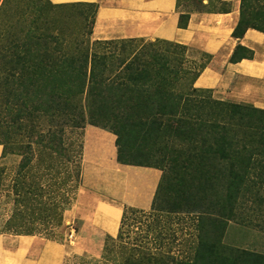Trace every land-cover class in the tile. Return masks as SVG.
I'll return each instance as SVG.
<instances>
[{
    "label": "trees",
    "instance_id": "1",
    "mask_svg": "<svg viewBox=\"0 0 264 264\" xmlns=\"http://www.w3.org/2000/svg\"><path fill=\"white\" fill-rule=\"evenodd\" d=\"M46 3L49 10L73 6L93 9L91 20L83 24L87 33L82 41L74 42L57 30V21H49L48 26L44 20L42 26L36 21L22 39L0 49L2 82L24 86L34 119H44L50 127L83 128L88 124L109 129L116 136L118 164L149 168L144 161L153 157L151 153L161 155L164 166L151 212L159 218L162 214L194 216V239L187 242L188 257L175 261L170 256L172 246L165 248V242L170 237L174 245L177 230H182L170 229L171 225H161L156 220L153 228L146 227L143 236L133 232V243L123 244L141 218L150 216L124 207L116 236L104 241L101 260L116 264H264V254L223 243L232 222L254 230L250 229L253 223L246 221L249 212L245 211L243 217L237 209L242 208L240 204L245 206L249 198L261 204L264 111L215 100L209 91L193 88L187 94L177 93L175 81L187 74L184 70L183 76L180 71L184 47L172 45L165 49L162 43L150 42L146 50L135 52L131 47L125 52V44L130 47L134 40L90 42L97 4ZM189 15L190 12L179 13L180 29L187 27ZM248 29L264 33V0H239V18L231 36L240 39ZM25 39L28 42L20 44ZM92 45L102 47L95 51ZM242 51L246 53L238 55ZM252 57V51L238 44L229 62ZM196 75L197 72L194 79ZM190 82H194L193 78ZM44 134L51 148H43L57 150L68 161V150L56 142V132L49 128ZM131 140L145 147L148 156L135 154L126 143ZM25 167L22 161L16 170L12 208L7 210L2 228L15 235L41 231L49 234L61 226L63 212L81 185L80 168H74L72 188L61 193L51 191L55 196L44 206V192L38 182L33 186L24 180ZM166 182L172 188L171 194L161 200L160 188ZM259 203L256 208L260 212ZM162 228L170 231L169 237L162 234L166 231ZM150 241L153 248L149 247Z\"/></svg>",
    "mask_w": 264,
    "mask_h": 264
},
{
    "label": "rangeland",
    "instance_id": "2",
    "mask_svg": "<svg viewBox=\"0 0 264 264\" xmlns=\"http://www.w3.org/2000/svg\"><path fill=\"white\" fill-rule=\"evenodd\" d=\"M46 1L0 0V49L8 47L19 39H22L28 30L31 31V27L37 23L36 21L42 26L41 23L43 20L47 26L49 21H57L54 25L57 30L64 32V36L68 40L74 42L76 40L78 42L82 41V36L87 33V28L83 24L89 23L93 15V9L90 10L84 6H73L49 10L50 7H48ZM206 1H208V4ZM178 2L179 7L177 11L179 13L200 12L202 11L201 9L226 11L228 8L227 5L221 3L219 0H179ZM89 40L90 42L96 41L91 38V35L89 36ZM131 40H134V43L130 47L125 44V48H123L125 52H128L131 47L135 52L138 50H146L147 47L145 46L150 43L142 38ZM27 42L28 40L25 39L20 44L23 45ZM90 47H92V50L99 51L102 45H92ZM116 47L117 50L120 49L119 45ZM153 47L156 48V46ZM162 48L171 49L166 45H162ZM245 53L242 51L238 55ZM196 58L200 59L198 50L196 48H190L186 61L180 63L181 75L184 76L185 70L187 72L186 78L183 79L181 76L177 78L173 86L175 92L187 94L193 88L201 91H209L215 100L247 105L259 109L258 82H254L257 84H254L253 89L249 88L245 94L239 92L238 95L237 93L234 94V88L213 90L195 87L194 74L200 70V67L205 62L201 58V62L197 64ZM191 78L194 81L192 83L190 82ZM25 89L24 86L15 82L9 81V83L5 84L0 77V147L2 148L0 157L4 158L3 161H0V170H2L0 171V264H116L117 262L111 260L108 262L101 260L103 250L100 253L87 251L90 248L92 251H95L96 244L94 242L87 243L79 237L82 226L80 217L84 216V214L92 213L93 207L101 202H108L110 204L119 203L124 205V207L133 208L150 215L149 217L141 218L140 224L134 226L133 231L129 234L128 239L124 240L123 244L127 245L129 242H132L136 237L135 234H138L140 237L143 236L142 234L145 232L146 227L151 226L153 228L156 220H158L161 225H171L170 229L182 230H177L176 234L178 239L172 245L168 235L170 231L166 230L167 228H162V230H166L162 234L165 237H169L165 242V248L171 246L173 248L170 256L175 261H181L188 257L187 242L188 240L192 241L194 239V216H190L189 214H181L180 216L162 214V217L159 218L156 213L151 212L156 193L150 202V207L147 210H140L132 207L133 202L128 201L129 199H123L121 194H118L119 196L116 194L114 197L110 196L106 191L107 187L102 185L106 181L104 177L98 179L93 173L90 175L86 173L83 181L84 129L91 125L86 124L83 128L63 126L62 129H59L57 127L58 125L50 127L48 121L46 122L44 119L41 121L38 118L34 119L35 115L32 113L33 107L31 102L25 97ZM49 128H51L52 132H56L55 136L59 137V140L55 138L56 142L62 148L68 150V161H65L57 150L53 148L45 150L43 148V145L51 148V144L48 143L49 137H45L44 134ZM103 130L112 134L116 140V136L109 129ZM126 143L135 154L140 153L143 157L148 156V151L139 142L135 141L134 143L131 140L130 143L128 141ZM150 156H153V159L150 157L144 162L148 164L146 167L156 169L160 172L159 185L162 176L161 167L164 166L161 163L163 158L159 154L152 155L151 153ZM22 161L26 164L25 171L27 168L24 180L27 184L30 183L33 186L35 182H38V185L41 186L44 192L41 198L44 206L55 196L56 192L61 193L72 188L74 168L77 166L80 168L82 177L81 185L75 190L69 206L63 212L61 226L54 228L49 234H44L46 231H41L34 235H15L4 231L2 228L7 216L6 212L12 208V189L16 186V170ZM38 164H40L39 167H37ZM139 176L141 175H130L129 179H134L137 182L142 181V184L146 183L145 179ZM99 182L102 184H99ZM84 184L87 186L84 187ZM171 189L169 182L164 183L162 188H160V199H167L171 194ZM51 191H55V193H51ZM260 196H262L261 204L257 200L260 206V212L256 208L258 203L254 202L251 198H249L245 206L240 204L242 208L237 209V212L241 211L240 214L243 217H245V211H248L249 215L246 221L251 224L253 223L255 226L258 225V228L251 225L250 229L254 230H249V228L234 225L232 222L227 226L223 239L224 244L240 249L255 250L264 254V233L261 232L262 229L260 228V226L264 228V192ZM135 202H138V200ZM136 205L139 204L136 203ZM100 209L106 224L112 230L120 220L119 211L105 203L101 205ZM42 223L40 222L39 224ZM152 236L153 234L151 232L148 238L150 239ZM106 237L108 235L101 236L103 244L106 241ZM51 244L57 245V248H50ZM152 246L153 243L150 241L149 247L151 248Z\"/></svg>",
    "mask_w": 264,
    "mask_h": 264
},
{
    "label": "crops",
    "instance_id": "3",
    "mask_svg": "<svg viewBox=\"0 0 264 264\" xmlns=\"http://www.w3.org/2000/svg\"><path fill=\"white\" fill-rule=\"evenodd\" d=\"M48 1L52 4H97L91 32V38L96 41L142 38L166 46L176 45L186 49L183 52L184 61L190 48H196L200 59L205 62L197 71L195 87L213 90L234 88V94L238 95L253 89L257 84L254 82H258L259 109L264 111V33L248 29L240 39L231 36L239 18V0H220L227 5V11L190 13L185 29L178 27L177 0ZM238 44L253 51V57L230 63L229 59ZM200 59L196 58L197 64ZM84 130L83 181L86 173H93L98 179L104 177L106 181L99 184L107 187L110 196L121 194L123 199L133 202L132 207L147 210L160 172L153 168L118 164L115 137L95 126H87ZM1 153L0 147V156ZM3 159L0 157V161ZM130 175H141L139 177L146 183L130 180ZM104 203L118 210L120 218L123 212L124 205L101 202L93 207L92 213L80 217L79 237L87 243L96 244L95 251L87 249L91 253H100L103 247L101 236L113 237L119 227L120 220L112 230L106 224L100 209ZM56 246L51 244L50 248Z\"/></svg>",
    "mask_w": 264,
    "mask_h": 264
}]
</instances>
